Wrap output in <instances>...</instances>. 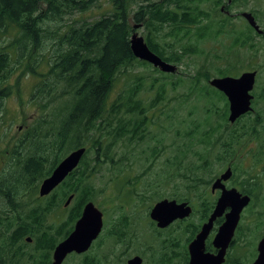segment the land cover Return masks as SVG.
<instances>
[{
	"label": "trees",
	"instance_id": "1",
	"mask_svg": "<svg viewBox=\"0 0 264 264\" xmlns=\"http://www.w3.org/2000/svg\"><path fill=\"white\" fill-rule=\"evenodd\" d=\"M228 1L0 0V21L5 19L18 26L22 39L29 41L32 49L40 50L43 35H51L48 72L39 75L36 71L39 63L28 67L30 74L40 77L35 88L40 116L24 135L25 139L19 141V145L30 148V152L21 161L18 172L11 175L12 180L6 184L0 182V264H51L54 248L71 233L84 205L89 201L94 203L97 180L105 171L111 177L103 188L116 182L121 191L123 185L118 177L122 161H119L121 158L114 160L115 142H131L149 134L150 108L156 101L161 103L165 99L167 86L176 84L177 79V85H186L188 91L187 98L180 96L179 104H186L195 96L196 111L201 112L204 106L205 115L192 119L190 126L176 132L181 143L165 158L163 174L147 184L141 197L151 205L169 199L191 202L200 209L198 223L187 242L193 238L207 217L205 210L212 207L209 188L219 175L216 170L230 166L234 172L238 171L237 150L241 141L253 138L261 126L258 119L264 120V113L257 109V104L264 102V67L258 72L259 92L253 93L252 111L231 124L227 99L210 87L209 81L236 76L234 66L226 63L176 78L174 74L162 73L137 60L130 49V38L133 27L141 25L147 32L144 41L148 48L163 61L176 65L184 63L189 53L196 52L191 46L180 45L191 33L198 39L224 38L232 47L256 52V39L264 40L257 10L246 11L247 3L240 0H230V4ZM103 2L107 10L97 19L88 22L74 18ZM233 8H239L237 13L240 12L234 18L221 10ZM244 11L253 15L261 34L241 18ZM236 18L240 23L233 22ZM65 19L70 22L65 24ZM49 23L57 24L59 31L50 32ZM162 34L175 40L162 41ZM137 67L156 76H148V85L145 77L136 76V83L114 93L118 78ZM12 70L8 54L1 50L0 113L3 99L9 94L6 81ZM153 89L154 98L146 102L142 95L145 97V91ZM193 113L187 114L191 117ZM163 140L162 133L154 135L156 145L148 149L150 167L155 156L165 152L167 146ZM81 147L86 148V153L78 167L51 194L39 198L40 183L68 153ZM19 162L17 160L16 165ZM123 184H126L124 180ZM70 196L72 200L65 207ZM116 197L120 199V195ZM115 210L123 212L119 205ZM103 230L106 235L99 240L102 247L94 254L84 255L80 264H124L133 246L149 251L129 216H121L117 224L107 220ZM187 232V226L181 229L182 234ZM103 238L107 240L105 247ZM99 241L94 244H100ZM166 243L169 254H164L167 256L164 264L172 258L183 264L185 239L181 243L180 238L174 236Z\"/></svg>",
	"mask_w": 264,
	"mask_h": 264
},
{
	"label": "rangeland",
	"instance_id": "2",
	"mask_svg": "<svg viewBox=\"0 0 264 264\" xmlns=\"http://www.w3.org/2000/svg\"><path fill=\"white\" fill-rule=\"evenodd\" d=\"M136 1H145L147 3L159 0ZM240 1L242 3H247L246 11L250 9L257 10L260 19L259 25L261 28H264V0ZM106 10L107 6L105 2H103L101 6L95 7L88 12L75 15L74 18L91 22L97 19ZM238 10L239 8H233L230 11L231 15L236 17L235 15L240 13H237ZM64 22L66 24L70 21L65 19ZM233 22L240 23L237 18L233 20ZM48 28L50 32H57L60 29L58 25L54 23H49ZM137 33L143 38L145 33L147 34L143 28L138 29ZM160 37L162 41L169 43L175 40L172 37H164L163 34L160 35ZM50 40V33H45L42 38L40 50L32 49V44L29 41L22 39L18 26L5 19L0 21V51L2 50L8 54V58L13 68L6 81V86L9 88V94L3 99V109L0 113V182L4 184L12 180L11 175H14V172H18L17 168L21 161L24 159L25 155L30 152V148L20 146L19 141L25 139L24 135L31 127L35 126V123L40 116L39 106L35 99V88L40 81V77L38 75L30 74L28 72V67L39 63L38 68L36 69L37 73L39 75H44L48 72V56L51 52ZM256 42L258 50L256 52H248L238 47H232L227 39H198L191 33L188 40H183L180 45L191 46V49H194L196 52L189 53L185 58L184 63L180 65L172 64L175 65L177 69L174 76L176 78L181 77L182 75L187 77V75H195L196 72L209 70L211 67H219L227 63L228 65L234 66L232 70L238 73L236 76L231 77H237L243 72L256 70V80L251 92L253 95L254 92H259V87H257L258 72L264 67V40L257 38ZM136 76L145 77L143 79H146V84L148 85V76L154 77L156 74L149 72L147 69L137 67L126 76L118 78L114 93H119L126 85L134 84L133 82L136 81ZM129 81H131V83H128ZM200 81H203L202 76L200 77ZM167 83L170 84L169 81H167ZM177 83L168 85L166 88L165 99L161 100V103L156 101L154 106L150 108L151 110L148 113V117L151 121H149L147 125L149 134L144 135L141 138H135L131 142L119 140L115 142L114 149L116 150L117 155L114 157V160L121 158L119 161H122L121 169L123 171H119L120 177H118L120 178V184L123 185L121 191L117 188L116 182L111 184L110 187L107 185L103 188L111 177V175L107 174V171L99 177L96 183L97 188L94 204L103 213L104 227L107 220L111 224H117L120 221L121 216H129L130 221L133 222L134 227H136L141 235V241H145L149 248V251H147L144 248L133 246L132 252L129 251L128 258L125 259V262L135 255H139L143 258V264H164V260L167 258L164 254H169V249L166 247V241L174 236H178L180 242L183 243L184 239L188 236L187 234H182L181 228H178L175 225L165 231H161L160 233L152 231L148 225L149 220L146 219L147 207L151 205V202L141 197V193L143 189L147 188V184L154 182L157 179V176L163 174V162L165 158L170 156V152H174L176 146L181 143L176 132L178 130L181 132V129L190 126V121L192 119H199L201 114L203 116L205 115L203 110L204 106L201 107V112L196 111L197 108L194 106V102L196 101L195 96L188 99V103L182 105L179 104L178 101L180 96L187 98L186 94L188 91L186 85H177ZM136 86L140 87L141 83ZM145 92V97L142 95V98L146 102H149L154 98V89ZM216 103L222 108L220 102L216 101ZM257 109L261 111V113H264V102H259L257 104ZM190 111L194 112L191 117L187 114ZM160 133L163 134V144L167 147L164 153H159L155 156L154 164L150 167L149 163L151 161V156L149 155L150 152L148 149L149 147L156 145L153 141L154 135H159ZM16 153H18V155ZM124 156L125 159H123ZM239 156L240 153L238 148L237 157L239 158ZM16 159L20 161L17 165ZM225 169L226 167H223L219 168V171H216L218 174H221ZM123 180L126 184H123ZM238 181V172H235L232 175V179H229L227 185L229 187L238 186ZM117 195H120V199H117ZM153 204L154 202L152 205ZM116 205L122 206V213L115 210ZM196 209L198 208L196 207ZM249 209L251 210L252 207H249ZM260 209L263 211L261 220L256 223V226L253 225L251 228L252 230L247 234V236L249 235L248 239L254 244L246 245L243 248L234 247L231 249V253L235 256L241 257L246 264L250 262L249 257H246V253L249 250L254 249V245L258 242L262 231L260 224L264 223V203H260ZM251 217L252 215H250L249 212H244L240 225L241 233L249 226V220ZM197 218L198 213L196 212L194 219L197 220ZM186 224L182 226H185ZM105 235L106 234H104L103 230L96 242ZM105 242H107V240H104L103 247H105ZM99 243L100 244L97 245L93 244L90 250L83 255H71L63 264H80L84 255L91 252L94 254L100 247H102V240L99 241ZM125 253L128 254L127 252ZM168 264H180V260L172 258Z\"/></svg>",
	"mask_w": 264,
	"mask_h": 264
},
{
	"label": "water",
	"instance_id": "3",
	"mask_svg": "<svg viewBox=\"0 0 264 264\" xmlns=\"http://www.w3.org/2000/svg\"><path fill=\"white\" fill-rule=\"evenodd\" d=\"M240 16L257 34L262 33L260 26L250 12H242ZM140 28L141 25H135L133 27L134 33L130 38V49L134 57L139 61L146 62L162 73L175 74L177 71L175 65L163 61L148 48L144 38L137 33ZM256 75V71H247L237 77H216L209 81L210 87L222 93L227 99L229 123L233 124L237 119L252 111L251 101L253 95L251 92L254 88ZM85 153V147L68 153L57 164L51 174L40 183L38 188L39 198L51 194L78 167ZM230 177L231 170L227 169L212 185V190L219 189L221 194L209 220L202 225L200 232L188 245V264H223L224 262L226 248L234 234L240 213L250 202L248 196H242L235 189L225 188L222 182ZM71 200L72 197L70 196L65 203V207L70 204ZM225 208H229L230 211L212 243L217 253L205 252V240L209 235L212 223L223 214ZM191 213L192 210L186 203L178 204L175 200L163 199L153 205L149 216L159 229H165L177 220L188 218ZM103 226L102 211L93 202H87L71 233L54 248L51 264H63L66 258L72 254L82 255L87 253L100 236ZM27 241L29 242L30 239H27ZM258 253L257 259L252 264H264V239L258 245ZM142 262L141 257L134 256L128 259L125 264H142Z\"/></svg>",
	"mask_w": 264,
	"mask_h": 264
},
{
	"label": "flooded vegetation",
	"instance_id": "4",
	"mask_svg": "<svg viewBox=\"0 0 264 264\" xmlns=\"http://www.w3.org/2000/svg\"><path fill=\"white\" fill-rule=\"evenodd\" d=\"M228 4H230V0L228 1ZM221 10L223 11V13L226 16H232V18H234V16L231 15L230 11H227V10L224 11V9H221ZM235 16H237V15H235ZM251 108H252V101H251ZM252 115L258 116V113H252ZM258 124H261V126L258 127L256 135L253 138H243V140L241 141V145L239 146L240 162H239V168L237 171L238 172V180H239L238 186L229 187L227 185L229 182V179H232V175L235 172L230 166H227L225 169V171H226L227 169L231 168L230 169L231 170V177L228 180L222 182L223 185L225 186V188L226 189H235L242 196H248L250 198V202L240 213V218H239L238 224L236 225L234 234H233V236H232V238H231V240H230V242L226 248V253L224 256L223 264H246V262L243 261V259L241 257L233 255L231 253V249L234 247L243 248L246 245H253L254 243L252 241H250V239H248L249 235L247 236V234H249L250 231L252 230L251 229L252 226L253 225L256 226L257 225L256 223L259 222L262 218L263 211L260 209V203L261 204L264 203V120L259 118ZM223 173L219 174L217 176V178L210 185L209 191L211 193L212 207L205 210L207 217L201 222V226H200L199 231L194 234L193 238L189 242H187V239H188V237H190V233L193 232L196 224L198 223V220L194 219L196 212L198 213L200 211V209H196V207L191 202H187V201L177 202L176 201L178 204L186 203L191 208L192 213L190 214V216L188 218H185L183 220H177L165 229H159L157 227L156 223L150 219L149 213H150L151 209L146 213L147 214L146 219L149 220L148 225H149L150 229L154 232L160 233L161 231H165L173 225H175L181 229H183L186 226L188 227L189 233L187 232L188 236L185 238V243H184V246H186V256H185L183 264H188V262H189L188 245L190 244V242L192 240L195 239L197 234L200 232L202 225L209 220L210 216L212 215V213L215 210V207H216L217 201L220 197L221 191L219 189L212 190V185L216 180H218L221 177V175ZM249 207H252V209L250 210ZM229 211H230L229 208H225L223 211V214L221 216L217 217L213 221L212 227L209 231V235H208L207 239L205 240V252H208L211 254L217 253V250L213 247L212 243H213V240H214L219 228L225 223L226 215L229 213ZM245 211L249 212L250 215H252V217L249 220V226L247 227V229L241 233L240 225H241V220L243 218V214ZM184 224H186V225L182 226ZM260 226H261L262 231H261L260 238H259L258 242L256 243V245H254V249L249 250L246 253L247 254L246 257H249V259H250V262L248 264H252L257 259L258 254H259L258 253V245L261 242V240L264 239V223L260 224ZM246 236H247V238H246ZM135 256H139V255H135ZM141 259L143 261L142 257H141ZM142 264H143V262H142Z\"/></svg>",
	"mask_w": 264,
	"mask_h": 264
}]
</instances>
